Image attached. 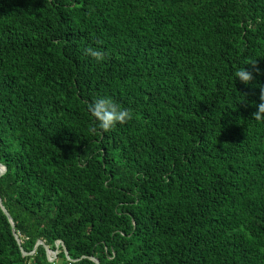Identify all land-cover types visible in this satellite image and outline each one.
<instances>
[{"label":"trees","instance_id":"trees-1","mask_svg":"<svg viewBox=\"0 0 264 264\" xmlns=\"http://www.w3.org/2000/svg\"><path fill=\"white\" fill-rule=\"evenodd\" d=\"M258 85L264 0H0V264H264Z\"/></svg>","mask_w":264,"mask_h":264},{"label":"clouds","instance_id":"clouds-1","mask_svg":"<svg viewBox=\"0 0 264 264\" xmlns=\"http://www.w3.org/2000/svg\"><path fill=\"white\" fill-rule=\"evenodd\" d=\"M85 52L95 58L97 61L105 59V54L98 50L87 48L85 49ZM247 63L252 64L254 69L259 72V69L256 68L255 60L248 61ZM234 78H239L242 83L247 85L254 79V76L251 71L241 67L234 73ZM258 87L260 89L259 103L256 104L257 110L252 113V118L257 121H261L264 120V85H258ZM244 99L245 97L243 95L242 100ZM88 110L95 120L99 122V128L103 132H108L112 130L117 125V123L124 124L132 118V113L129 109L122 108L111 98H100L94 100L88 104Z\"/></svg>","mask_w":264,"mask_h":264},{"label":"water","instance_id":"water-1","mask_svg":"<svg viewBox=\"0 0 264 264\" xmlns=\"http://www.w3.org/2000/svg\"><path fill=\"white\" fill-rule=\"evenodd\" d=\"M0 174L2 173V172H4V170H5V166H3V165H0ZM0 206H1V208H2V210L4 211V213L8 216V218H9V220H10V223H11V225H12V230H13V232H14V236H15V238L17 239V241H18V243L20 244V240L18 239V236H17V234L15 233V231H14V225H13V223H12V220H11V218H10V215H9V213L7 212V210L4 208V206L2 205V199H1V197H0ZM60 241H57L56 242V246H58V243H59ZM39 243H42L43 245H44V247H45V249H46V253H47V255H48V258L50 259V260H52L56 255H54L53 257H50L49 255H50V251H49V249L47 248V246L44 244V242L42 241V240H38L37 242H36V245H35V247L39 244ZM62 243V242H61ZM62 248H63V251H64V253L67 255V249L65 248V246L63 245V243H62ZM21 251H22V249H21ZM33 252V251H32ZM32 252H30V253H32ZM56 253V252H55ZM22 254H25V252L24 251H22ZM93 259V261L94 262H96V263H98V260L96 259V258H92Z\"/></svg>","mask_w":264,"mask_h":264}]
</instances>
